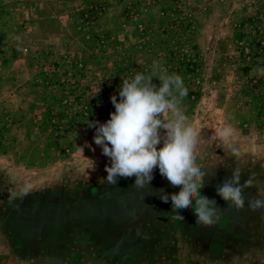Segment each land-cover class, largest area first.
Wrapping results in <instances>:
<instances>
[{
  "label": "rangeland",
  "instance_id": "1",
  "mask_svg": "<svg viewBox=\"0 0 264 264\" xmlns=\"http://www.w3.org/2000/svg\"><path fill=\"white\" fill-rule=\"evenodd\" d=\"M259 67L264 0H0V264H264V209L247 203L264 190ZM154 69L187 88L181 110L214 173L201 194L222 209L214 227L192 210L174 220L135 177L106 182L89 122L110 119L123 78ZM234 167L254 179L241 211L216 194ZM153 177L154 194L179 192Z\"/></svg>",
  "mask_w": 264,
  "mask_h": 264
},
{
  "label": "clouds",
  "instance_id": "2",
  "mask_svg": "<svg viewBox=\"0 0 264 264\" xmlns=\"http://www.w3.org/2000/svg\"><path fill=\"white\" fill-rule=\"evenodd\" d=\"M251 74L264 77V67L252 69ZM153 78L159 80V85ZM186 95L187 88L177 73L168 74L164 69L137 72L131 78H123L119 101L115 95L111 97L115 111L110 119L105 123L89 122V127L95 128V144L101 146L111 162L105 166L107 184L116 185L118 178L135 177V188L159 195L164 203L171 200L174 220L184 221L181 213L192 210L197 226L211 228L220 220L222 209L215 199L201 194L206 178L210 181L214 173L198 163V132L181 110ZM219 136L226 144L230 143L232 128L225 127ZM232 155L239 158L240 154L233 148ZM156 168L172 187H179L178 193L169 194L163 189L153 193L148 185ZM242 173L240 167H234L231 177L216 188V194L236 211L245 207V189L254 186L251 174L241 183ZM28 191L25 186L20 197ZM10 196L15 198L17 193L11 192ZM247 203L250 211L264 209V190L248 197Z\"/></svg>",
  "mask_w": 264,
  "mask_h": 264
}]
</instances>
